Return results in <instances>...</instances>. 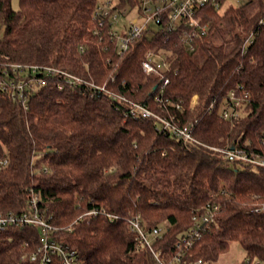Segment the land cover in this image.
Wrapping results in <instances>:
<instances>
[{"label": "trees", "instance_id": "trees-1", "mask_svg": "<svg viewBox=\"0 0 264 264\" xmlns=\"http://www.w3.org/2000/svg\"><path fill=\"white\" fill-rule=\"evenodd\" d=\"M17 1L15 8L0 0V158L7 160L0 166V212H21L34 195L81 264H156L127 218L140 216L146 231L160 227L153 247L169 253L192 217L214 202L216 218L201 226L186 260L216 262L237 241L241 261H264V167L212 148L249 143L262 153L264 0H221L199 10L207 31L192 49L181 39L183 26H165L164 13L163 22H153L157 29L150 24L121 54L108 25L94 33L97 0ZM127 4L139 5L117 0L115 7ZM152 48L170 62L164 87L141 68ZM40 65L78 81L33 69ZM231 90L246 97L238 116L223 120L218 107ZM132 101L160 117L132 112ZM162 118L194 122L197 142L175 136ZM93 208L116 217L77 219ZM39 235L30 225L0 232V264H31L21 258L23 245L33 249Z\"/></svg>", "mask_w": 264, "mask_h": 264}, {"label": "built area", "instance_id": "built-area-1", "mask_svg": "<svg viewBox=\"0 0 264 264\" xmlns=\"http://www.w3.org/2000/svg\"><path fill=\"white\" fill-rule=\"evenodd\" d=\"M221 0H138L137 11L139 15L144 18L141 24H137L135 20L131 22L128 27L123 31H118L116 28L117 18L119 14H125V9H119L115 7L116 4H110L108 0L105 4H98L94 16L96 17V29L94 33H100V29H106L110 40L113 43L114 49L118 54L123 53L128 49L130 43L139 38L143 32L148 29L151 23H161L164 20V13L167 20L165 26L169 29H174L178 26H183L185 29L181 35V39L192 49L193 41L202 36L207 31V23L201 22V18L198 17V12L206 6H212L217 8L220 5ZM264 18V17H262ZM141 68L145 74L156 75L159 77L162 87L169 83L167 76L170 70V62L166 58L165 53L162 50L155 48L147 50L144 58L141 60ZM34 70L45 75H54L56 73L66 76L69 80L78 81V78L72 76L66 71L49 66H35ZM44 78L38 79V82L43 83ZM91 85H94L91 83ZM21 87V84L18 85ZM100 90H105V86H96ZM21 89V88H20ZM122 99H126L120 96ZM246 94H236L235 90H231L227 96L226 102L218 107L219 115L223 120H232L238 116L240 107L243 104V99ZM161 100V98H159ZM168 100V99H167ZM169 102V100H168ZM197 102V95L194 94L191 98V107ZM133 111H139L142 114L159 118L158 112H153L148 108L132 101ZM176 107L180 108V103H176ZM215 107L214 103H211L208 109L210 111ZM164 127L168 128L175 136L188 141L197 142L193 136L194 122L186 124H179L178 121H174L170 118H162ZM261 151L258 153L255 149H252L248 145L240 146L235 142L228 144L225 147H212L220 152L226 159L232 161H239L247 164L257 165L264 167V129L260 134ZM234 144V148L231 146ZM7 163L5 158H0V166ZM220 209L218 203L209 202L201 208V210L192 217V226L182 234L173 244L171 252L158 251L153 247V242L161 238V228L153 227L150 231H146L140 221V216H133L127 218L129 228L134 232L141 240L140 242L146 245L152 252L156 264H216L215 262H207L202 258H194L186 260L189 255L190 248L193 245L194 239L200 236V228L203 225L212 222L216 218L217 211ZM104 213L110 218L116 217V215L105 212L102 209L93 208L82 214L77 219H81L85 216L91 217L98 213ZM37 226L40 230L39 241L35 244L34 248L27 250V244L23 245V253L21 258L28 259L31 264H81L82 260L79 257L77 251L59 240L56 237V232L59 227L53 225L50 220L46 218L43 211L40 210L36 203V196H32L30 199V205L27 209L21 212H0V232L13 226L16 228H23L25 226ZM249 259L246 258L239 264H247ZM254 264H262L260 260H253Z\"/></svg>", "mask_w": 264, "mask_h": 264}, {"label": "rangeland", "instance_id": "rangeland-1", "mask_svg": "<svg viewBox=\"0 0 264 264\" xmlns=\"http://www.w3.org/2000/svg\"><path fill=\"white\" fill-rule=\"evenodd\" d=\"M108 0H97L98 4H105ZM117 0H110L111 6L116 4ZM225 3H231L233 5H238L241 3V0H226ZM12 6L17 8L18 1L12 0ZM126 13L119 14L117 18L116 28L118 31L125 30L128 25L135 20L137 24H141L144 21V18L139 15L137 7H131L129 4L124 6ZM152 29H157V26L151 23ZM245 257V251L243 247L237 241H231L228 245L226 251H224L215 262L216 264H237L239 261L243 260ZM256 260V259H254ZM264 264V261H261Z\"/></svg>", "mask_w": 264, "mask_h": 264}, {"label": "water", "instance_id": "water-1", "mask_svg": "<svg viewBox=\"0 0 264 264\" xmlns=\"http://www.w3.org/2000/svg\"><path fill=\"white\" fill-rule=\"evenodd\" d=\"M231 148H232V149L234 148V144L231 146Z\"/></svg>", "mask_w": 264, "mask_h": 264}]
</instances>
